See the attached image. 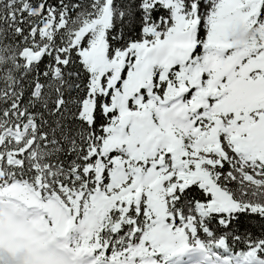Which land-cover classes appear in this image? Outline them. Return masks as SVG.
Returning a JSON list of instances; mask_svg holds the SVG:
<instances>
[{
	"label": "snow or ice",
	"instance_id": "obj_1",
	"mask_svg": "<svg viewBox=\"0 0 264 264\" xmlns=\"http://www.w3.org/2000/svg\"><path fill=\"white\" fill-rule=\"evenodd\" d=\"M0 264H264V0H0Z\"/></svg>",
	"mask_w": 264,
	"mask_h": 264
}]
</instances>
